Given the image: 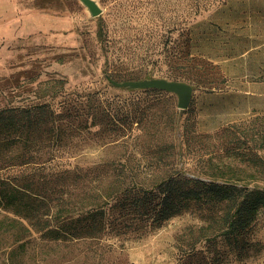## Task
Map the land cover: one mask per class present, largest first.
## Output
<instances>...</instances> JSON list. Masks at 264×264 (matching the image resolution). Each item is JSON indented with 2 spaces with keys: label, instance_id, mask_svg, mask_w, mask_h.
<instances>
[{
  "label": "rangeland",
  "instance_id": "1",
  "mask_svg": "<svg viewBox=\"0 0 264 264\" xmlns=\"http://www.w3.org/2000/svg\"><path fill=\"white\" fill-rule=\"evenodd\" d=\"M92 1L100 9L96 16L80 0H0V110L45 101L71 112L84 105L86 93L95 92L116 115L137 108L159 119L145 141H123L107 153L130 156L127 163L138 166V178L165 179L178 171L264 190V0H228L169 33L178 0ZM101 24L109 35L105 48L97 35ZM186 51L190 61L173 62ZM148 72L192 85L188 108L178 110L175 95L170 101L144 96L145 90L115 88L106 79L139 80ZM171 113L173 122L167 119ZM132 128L133 135L143 133L136 124ZM99 152L88 147L86 165H93ZM198 213L184 212L140 238L52 242L33 235L14 259L18 264H264V208L245 232L244 250L222 239L208 250L196 247L204 251L196 256L186 243L197 236ZM17 246L9 235L0 236V264Z\"/></svg>",
  "mask_w": 264,
  "mask_h": 264
},
{
  "label": "trees",
  "instance_id": "2",
  "mask_svg": "<svg viewBox=\"0 0 264 264\" xmlns=\"http://www.w3.org/2000/svg\"><path fill=\"white\" fill-rule=\"evenodd\" d=\"M178 1L174 28L167 33L228 0ZM97 35L105 48L109 36L105 24ZM174 60L190 61V53ZM148 78H152L149 72L143 79ZM165 79L185 82L181 77ZM142 94L172 99L155 89ZM85 98L84 105L71 112L55 110L45 101L33 108L0 110V211L4 212L0 236L9 235L18 243L8 252L6 264H18L14 253L24 249L33 235L52 242L140 238L187 211H199L201 222L197 236L186 243L191 253L201 255L204 251L196 247L203 244L208 250L222 239L244 250L245 232L264 208V190L218 183L215 176L210 181L188 178L178 171L165 179L138 178V166L127 163L130 156L107 153L123 141H145L148 130L156 128L157 116L137 108L116 115L98 93L88 92ZM167 119L173 122L174 113ZM134 124L142 128V134H132ZM88 147L100 151L93 165H86ZM11 171L16 173L5 176Z\"/></svg>",
  "mask_w": 264,
  "mask_h": 264
},
{
  "label": "water",
  "instance_id": "3",
  "mask_svg": "<svg viewBox=\"0 0 264 264\" xmlns=\"http://www.w3.org/2000/svg\"><path fill=\"white\" fill-rule=\"evenodd\" d=\"M83 4H85L91 13L96 16L99 14L100 9L92 0H80ZM111 85L115 88H124L128 90H149L155 89L162 92H167L171 95H175L177 97V109L185 110L188 108L192 101L193 97V88L190 84L185 82H178L168 79L162 78H148V79H140L133 81H109Z\"/></svg>",
  "mask_w": 264,
  "mask_h": 264
}]
</instances>
